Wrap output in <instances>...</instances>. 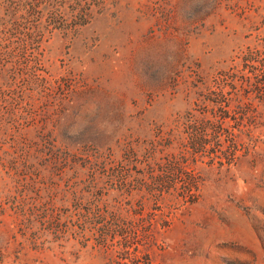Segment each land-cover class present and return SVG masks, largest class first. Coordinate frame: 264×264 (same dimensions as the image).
<instances>
[{"label": "rangeland", "instance_id": "obj_1", "mask_svg": "<svg viewBox=\"0 0 264 264\" xmlns=\"http://www.w3.org/2000/svg\"><path fill=\"white\" fill-rule=\"evenodd\" d=\"M0 264H264V0H0Z\"/></svg>", "mask_w": 264, "mask_h": 264}]
</instances>
